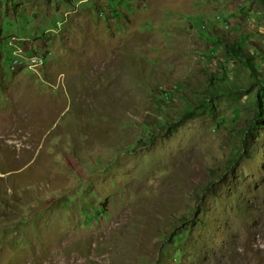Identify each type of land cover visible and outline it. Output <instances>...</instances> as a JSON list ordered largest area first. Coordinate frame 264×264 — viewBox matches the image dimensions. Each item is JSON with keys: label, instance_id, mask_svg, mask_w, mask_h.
Masks as SVG:
<instances>
[{"label": "rangeland", "instance_id": "374dc122", "mask_svg": "<svg viewBox=\"0 0 264 264\" xmlns=\"http://www.w3.org/2000/svg\"><path fill=\"white\" fill-rule=\"evenodd\" d=\"M260 96L264 0H0V264H264Z\"/></svg>", "mask_w": 264, "mask_h": 264}, {"label": "trees", "instance_id": "16d2710c", "mask_svg": "<svg viewBox=\"0 0 264 264\" xmlns=\"http://www.w3.org/2000/svg\"><path fill=\"white\" fill-rule=\"evenodd\" d=\"M239 47H240V45H234V46H232V49H234L236 52H241L242 50H240ZM248 66L250 67L251 71L253 72V74L255 76L259 75L260 69L256 63L248 62ZM216 80H217V78L215 76L212 77V79H211L212 84H215ZM259 104H260V108H261V112H259V114H263L264 113V96H260V103ZM193 114H195V112H193L192 115ZM248 132H250V131H248ZM138 145H139V147L140 146L142 147V145H144V144H143V142H140V144H138ZM145 146H146V144H145Z\"/></svg>", "mask_w": 264, "mask_h": 264}, {"label": "built area", "instance_id": "2783aa9c", "mask_svg": "<svg viewBox=\"0 0 264 264\" xmlns=\"http://www.w3.org/2000/svg\"><path fill=\"white\" fill-rule=\"evenodd\" d=\"M41 62H43V61H42V60H41V61H39V60H38V65H40V64H41Z\"/></svg>", "mask_w": 264, "mask_h": 264}]
</instances>
